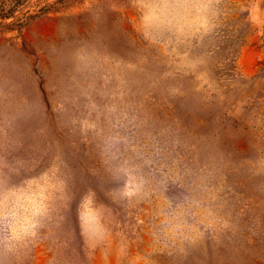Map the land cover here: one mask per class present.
I'll return each mask as SVG.
<instances>
[{"label":"rangeland","instance_id":"obj_1","mask_svg":"<svg viewBox=\"0 0 264 264\" xmlns=\"http://www.w3.org/2000/svg\"><path fill=\"white\" fill-rule=\"evenodd\" d=\"M0 264H264V0H0Z\"/></svg>","mask_w":264,"mask_h":264}]
</instances>
